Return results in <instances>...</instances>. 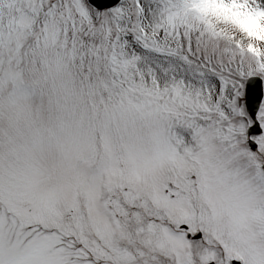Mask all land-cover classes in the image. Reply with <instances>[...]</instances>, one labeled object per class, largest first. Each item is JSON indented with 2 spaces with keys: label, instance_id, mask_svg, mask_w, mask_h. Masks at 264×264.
Instances as JSON below:
<instances>
[{
  "label": "snow or ice",
  "instance_id": "snow-or-ice-1",
  "mask_svg": "<svg viewBox=\"0 0 264 264\" xmlns=\"http://www.w3.org/2000/svg\"><path fill=\"white\" fill-rule=\"evenodd\" d=\"M0 264H264V0H0Z\"/></svg>",
  "mask_w": 264,
  "mask_h": 264
}]
</instances>
